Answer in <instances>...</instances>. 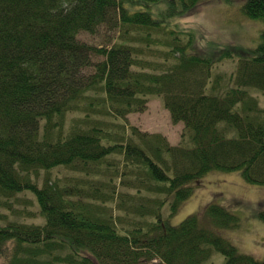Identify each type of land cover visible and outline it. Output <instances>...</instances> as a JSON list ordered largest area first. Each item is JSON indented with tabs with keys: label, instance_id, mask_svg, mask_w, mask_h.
Returning a JSON list of instances; mask_svg holds the SVG:
<instances>
[{
	"label": "trees",
	"instance_id": "trees-1",
	"mask_svg": "<svg viewBox=\"0 0 264 264\" xmlns=\"http://www.w3.org/2000/svg\"><path fill=\"white\" fill-rule=\"evenodd\" d=\"M202 1L0 0V196L30 192L42 218L0 212L4 264H264L217 230L239 224L223 205L169 220L210 172L264 186V28L252 47L200 50L176 20ZM240 10L264 23V0ZM103 30L112 44L79 38ZM221 57L237 58L230 84ZM153 95L179 144L128 124Z\"/></svg>",
	"mask_w": 264,
	"mask_h": 264
},
{
	"label": "rangeland",
	"instance_id": "rangeland-1",
	"mask_svg": "<svg viewBox=\"0 0 264 264\" xmlns=\"http://www.w3.org/2000/svg\"><path fill=\"white\" fill-rule=\"evenodd\" d=\"M242 1L232 0L233 4H228L222 0H203L190 15L177 18L176 22L183 29L193 30L196 39L201 37L198 44L195 43L200 50L215 53L227 44H236L240 49H246L258 42L264 23L245 17L240 10ZM115 37L116 34L104 30L96 34H79L81 40L98 45L107 42L108 45L112 44ZM236 64V57H221L214 64L213 75L220 73L223 85L225 82L230 84L228 77L231 71L235 70ZM253 94L258 98L259 105L264 107V94L258 91ZM127 119L128 124L142 131L164 135L170 144L177 145L181 140L184 126L181 122L171 121L161 96H150L145 109L129 114ZM25 200L29 201L24 203ZM2 201H7L9 208L4 207ZM209 203H217L229 209L236 214L239 224L234 228H217L209 217L204 219V224L210 228H217L240 251L263 258L264 221L256 217V213L264 209V186L247 182L240 171L210 172L195 184L191 196L180 204L169 220L172 224H178L186 216L201 212ZM162 211L165 216L168 215V204ZM0 212L6 213L7 218L20 221L39 222L42 219L38 215L39 210L34 196L28 191L16 193L6 199L0 196ZM223 261V255L213 251L205 264H222ZM0 264H4L3 256H0Z\"/></svg>",
	"mask_w": 264,
	"mask_h": 264
}]
</instances>
